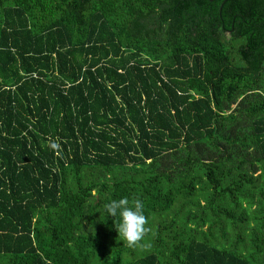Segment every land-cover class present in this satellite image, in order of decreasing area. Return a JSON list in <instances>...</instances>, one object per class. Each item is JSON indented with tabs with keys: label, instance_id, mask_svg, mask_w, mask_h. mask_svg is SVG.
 <instances>
[{
	"label": "trees",
	"instance_id": "trees-1",
	"mask_svg": "<svg viewBox=\"0 0 264 264\" xmlns=\"http://www.w3.org/2000/svg\"><path fill=\"white\" fill-rule=\"evenodd\" d=\"M0 264H264V0H0Z\"/></svg>",
	"mask_w": 264,
	"mask_h": 264
}]
</instances>
